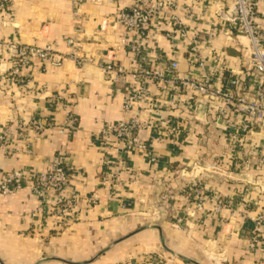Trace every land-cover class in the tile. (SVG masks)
Here are the masks:
<instances>
[{
  "label": "crops",
  "instance_id": "obj_1",
  "mask_svg": "<svg viewBox=\"0 0 264 264\" xmlns=\"http://www.w3.org/2000/svg\"><path fill=\"white\" fill-rule=\"evenodd\" d=\"M172 1L175 14L190 29L207 30L215 3L230 0ZM7 3L9 16L0 13V40L50 46L65 55L71 37L88 61L82 67L64 59L59 67L26 68L29 90L21 93L8 75L7 57L0 55V134H6V144L0 141V178L12 171H48L59 159L70 176L68 188L78 197L62 227L52 214L41 213L29 186L0 194V264H146L149 258L155 259L150 264H264V235L253 249L248 247L251 219L264 208V130L235 133L214 126L212 115L203 117L192 99L165 107L168 97L161 85H153L152 99L161 107L147 105L150 118L173 119L179 132L163 138L143 133L145 153L106 150L100 130L127 119L122 105L128 83L110 84L100 65L109 59L127 69L136 65V57L121 45L123 33L115 20L131 0ZM147 38L141 48L144 66L163 69L174 60L180 74L189 72L190 43L173 45L156 31ZM210 42L199 46L210 72L218 75L222 65L209 52L225 53L229 70L243 72L235 41L219 35ZM186 95L192 96L183 91L180 97ZM69 114L74 122L66 127ZM32 121L44 128L35 130ZM230 136L245 139L244 154L235 153ZM121 158L128 169L117 164ZM112 171L120 177L114 196L101 182ZM194 182L206 189L201 212L193 210ZM92 192L98 201L87 210L85 197ZM165 193L168 206L161 200ZM217 197L226 208L215 210Z\"/></svg>",
  "mask_w": 264,
  "mask_h": 264
},
{
  "label": "built area",
  "instance_id": "obj_2",
  "mask_svg": "<svg viewBox=\"0 0 264 264\" xmlns=\"http://www.w3.org/2000/svg\"><path fill=\"white\" fill-rule=\"evenodd\" d=\"M106 1L115 3L117 0ZM7 2L8 0H0V13L3 16L10 14ZM175 13L176 3L172 0H131L130 5L119 9L115 20L123 33L121 45L127 47L128 52L136 57V65L132 69H127L110 59L103 60L100 65L103 76L110 84L128 83L122 105L128 117L103 125L99 140L104 149H121L127 154L135 151L145 153L148 147L142 137L143 133L152 131L163 138L179 132V125L173 119L166 118L153 122L150 118V112L146 110L147 105L161 107L160 103L152 99L150 88L153 85H161L159 90L168 97L165 107L174 108L192 99L195 110H201L203 117L212 115L211 123L214 126L219 125L225 130H234L235 133L239 131L247 133L253 128L264 130V0L216 2L207 24L209 31L190 29ZM155 31L163 34L173 45L186 46V42L190 43L188 47L190 70L187 74L179 73L178 63L174 60H170L168 66L163 69L147 67L140 62L144 59L141 48L146 45L147 35ZM219 35L237 43L243 72L230 71L229 57L223 52L214 54L209 52L222 65L218 75L208 70L199 46L201 44L209 46L211 37ZM241 39H246L247 43H243ZM66 44L68 52L61 55L50 46L40 47L0 40V55L7 57L8 75L15 81L19 91L24 93L29 90L26 68L36 65L59 67L64 59L72 60L78 67L87 63L88 56L78 54L77 44L71 37L66 38ZM222 72H227L228 75L224 76ZM183 91L186 93L189 91L192 96L180 97ZM57 96L53 97L56 105L61 98L60 95ZM198 114L195 116L197 120ZM73 122V117L69 114L66 127H71ZM31 125L37 131L44 128L38 121H32ZM5 135L0 134V141L3 144H6ZM230 141L235 146L236 154L245 153L244 138L230 136ZM150 157L151 160L156 159L154 155L150 154ZM262 162L264 163V159ZM117 164L123 170L128 169L122 158ZM208 168L212 171L216 169L214 165H208ZM69 178L62 161L55 159L48 171L35 173L12 171L4 174L0 178V194L8 195L23 186H29L31 193L41 203V213L52 214L64 227L78 199L68 188ZM101 182L110 192V196H114L120 182L118 172L108 173L102 177ZM191 187L193 210L201 212L207 198L206 189L197 182L191 184ZM161 200L168 206V193L162 195ZM215 200V210L227 207V204L218 197ZM97 201L98 195L95 192L85 197L87 210L92 209ZM33 217H37L36 214ZM251 221L252 230L248 247L253 249L258 238L264 235V208ZM154 260L149 258L146 264Z\"/></svg>",
  "mask_w": 264,
  "mask_h": 264
},
{
  "label": "rangeland",
  "instance_id": "obj_3",
  "mask_svg": "<svg viewBox=\"0 0 264 264\" xmlns=\"http://www.w3.org/2000/svg\"><path fill=\"white\" fill-rule=\"evenodd\" d=\"M243 41V39H241ZM245 41V40H244ZM244 43V42H243ZM247 43V40L245 41V44Z\"/></svg>",
  "mask_w": 264,
  "mask_h": 264
},
{
  "label": "bare ground",
  "instance_id": "obj_4",
  "mask_svg": "<svg viewBox=\"0 0 264 264\" xmlns=\"http://www.w3.org/2000/svg\"><path fill=\"white\" fill-rule=\"evenodd\" d=\"M244 40L246 41V39H243V42L245 43V41H244Z\"/></svg>",
  "mask_w": 264,
  "mask_h": 264
},
{
  "label": "water",
  "instance_id": "obj_5",
  "mask_svg": "<svg viewBox=\"0 0 264 264\" xmlns=\"http://www.w3.org/2000/svg\"><path fill=\"white\" fill-rule=\"evenodd\" d=\"M162 240V239H161ZM163 242V241H162ZM194 264H198V263H195V262H193Z\"/></svg>",
  "mask_w": 264,
  "mask_h": 264
}]
</instances>
